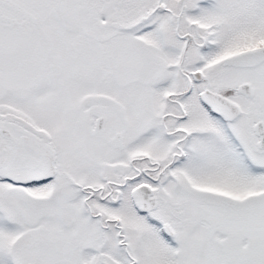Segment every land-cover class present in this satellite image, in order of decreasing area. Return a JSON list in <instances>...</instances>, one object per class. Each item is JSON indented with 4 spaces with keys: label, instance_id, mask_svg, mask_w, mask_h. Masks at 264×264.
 Returning <instances> with one entry per match:
<instances>
[{
    "label": "snow or ice",
    "instance_id": "1",
    "mask_svg": "<svg viewBox=\"0 0 264 264\" xmlns=\"http://www.w3.org/2000/svg\"><path fill=\"white\" fill-rule=\"evenodd\" d=\"M0 264H264V0H0Z\"/></svg>",
    "mask_w": 264,
    "mask_h": 264
}]
</instances>
